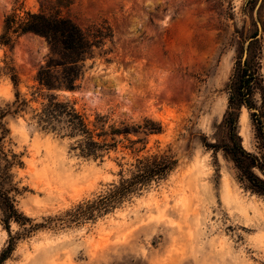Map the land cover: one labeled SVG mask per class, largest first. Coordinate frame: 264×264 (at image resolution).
<instances>
[{"label": "rangeland", "instance_id": "rangeland-1", "mask_svg": "<svg viewBox=\"0 0 264 264\" xmlns=\"http://www.w3.org/2000/svg\"><path fill=\"white\" fill-rule=\"evenodd\" d=\"M251 1L0 0V35L14 11L22 16L59 9L85 29L109 25L113 37L88 60L79 89L61 98L88 116L111 113L130 125L152 119L163 127L140 153L125 141L103 159H90L71 150L74 141L40 130L30 115L9 116L14 148L24 161L18 209L46 228L27 233L11 223L15 247L0 264H264V196L242 185L233 164L202 142L212 140L224 118L227 85L254 36L262 47L264 83V0ZM48 54L45 39L32 34L21 36L13 49L0 47V108L16 93L6 64L31 99ZM255 99L260 114L262 94ZM239 130L244 148L264 161L246 107ZM169 150L179 163L166 179L108 214L72 220L78 206L130 177L137 158ZM9 245L0 223V257Z\"/></svg>", "mask_w": 264, "mask_h": 264}, {"label": "trees", "instance_id": "trees-1", "mask_svg": "<svg viewBox=\"0 0 264 264\" xmlns=\"http://www.w3.org/2000/svg\"><path fill=\"white\" fill-rule=\"evenodd\" d=\"M28 34L45 39L49 54L38 68L31 99L19 91L20 80L15 68L9 64L4 68V74L10 76L16 93L12 103L0 108V223L10 234V245L3 251L0 263L7 260L15 247L11 223L23 227L27 233L46 228L44 224H33L18 209L17 197L21 193L18 171L24 168V161L23 154L17 153L14 148L7 122L9 116L30 115L40 130L74 141L71 150L90 159H103L125 141L133 153H140L145 150L149 136L163 132L162 125L152 119L130 125L126 121L114 119L111 113L88 116L78 111L71 101L61 98L62 93H72L79 89L87 71L88 60L94 57L96 49L113 37L109 25L96 24L85 29L62 15L59 9L51 12H26L22 16L14 11L5 18L0 47L13 49L17 40ZM247 47L246 60L237 62L227 85L229 102L224 118L215 126L212 140L202 137V142L214 155L221 153L226 161L233 164L242 185L264 196V179L256 172L258 170L264 174V161L244 148L239 130L241 110L246 107L251 110L256 135L264 149V112H256L258 105L255 99L258 93L264 99L260 62L262 47L257 36ZM32 103L39 104V107L33 108ZM132 136L136 139H131ZM140 144L142 148L137 147ZM178 163L177 155L172 154L171 150L137 158L132 165L130 177L122 178L106 195L78 206L70 217L75 221L92 220L108 214L152 183L166 179Z\"/></svg>", "mask_w": 264, "mask_h": 264}, {"label": "water", "instance_id": "water-1", "mask_svg": "<svg viewBox=\"0 0 264 264\" xmlns=\"http://www.w3.org/2000/svg\"><path fill=\"white\" fill-rule=\"evenodd\" d=\"M252 39H250V41L248 42V44L251 42Z\"/></svg>", "mask_w": 264, "mask_h": 264}]
</instances>
